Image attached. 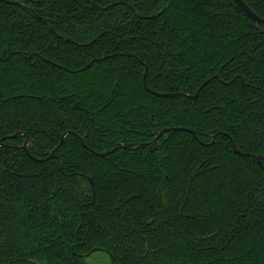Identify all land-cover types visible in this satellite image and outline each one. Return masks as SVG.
<instances>
[{"label": "trees", "instance_id": "16d2710c", "mask_svg": "<svg viewBox=\"0 0 264 264\" xmlns=\"http://www.w3.org/2000/svg\"><path fill=\"white\" fill-rule=\"evenodd\" d=\"M11 1L33 13L0 1V141L21 133L0 146V264H264V170L209 145L235 127L264 153V27L232 0Z\"/></svg>", "mask_w": 264, "mask_h": 264}, {"label": "snow or ice", "instance_id": "6c2138e0", "mask_svg": "<svg viewBox=\"0 0 264 264\" xmlns=\"http://www.w3.org/2000/svg\"><path fill=\"white\" fill-rule=\"evenodd\" d=\"M160 2H161V0H155V3L157 6L159 5ZM173 3H175V0H169V3L165 4L164 8L161 9V14H163V12L170 10ZM261 92H262V94H264V89H262ZM112 94H113V96H115L118 93L116 91H113ZM109 106H111V105L109 104ZM209 114H211V113H209ZM186 115H187V112L181 114V116H186ZM153 119H155V117H153ZM251 133L254 136L260 135V143L262 145H264V130H262L261 133H257L255 129H252ZM90 134L96 135V136L102 138V140L107 139V137H108V133H107L106 129L100 125H95V124L93 125V128H92ZM221 137H224V139H226L229 142V144H225L223 142V140H221L219 147L224 149V150H227V148L229 146H231L233 148L236 147L234 137L241 138L239 129H237L235 127H230L228 129L221 127L219 129L218 134H214L213 137L209 140V145L215 147L217 144V141L220 140ZM241 139H242V142H248L249 141V133L245 132ZM102 140H101V142H102ZM208 159H209V162H211L213 157L211 155H209ZM253 159H255V157H253ZM255 163H256V165H258V167L261 170H264V153H261L259 159H255ZM220 169H221L220 165L213 164L211 171L218 172V171H220ZM207 170H208L207 165H205L203 168H201L200 173H198L197 175H203ZM96 251H101V250L97 249ZM103 251H104V255L108 256L113 261V264H115V257L113 256V254L110 251H107L106 249ZM93 254H95V252Z\"/></svg>", "mask_w": 264, "mask_h": 264}, {"label": "water", "instance_id": "95a60500", "mask_svg": "<svg viewBox=\"0 0 264 264\" xmlns=\"http://www.w3.org/2000/svg\"><path fill=\"white\" fill-rule=\"evenodd\" d=\"M0 1H4L10 5H14V6H19V7H22V8H25L26 10L32 12V10L30 8H28L25 4L21 3V2H14V1H11V0H0ZM256 25H261L264 27V19L260 18L256 13L255 11L250 8L243 0H232ZM33 13V12H32ZM40 19V18H39ZM52 32H54V30L51 29ZM90 67V65H88L85 69H88ZM146 77H147V73L145 75V79H144V85L147 87V83H146ZM211 80L207 81L206 83H204L202 85V87L199 89V91L196 93V95L194 96H189L192 100L196 101L197 98L200 96L201 94V91L210 83ZM148 89V88H147ZM150 91V90H149ZM153 94L159 98H173L175 97L177 94H162V93H157V92H153ZM181 95V94H180ZM183 96L187 97L188 95L184 94ZM177 130V129H176ZM170 129H163L160 134L158 135L157 139H160L163 135L167 134V132H169ZM191 134H194L193 131H190ZM69 133H65L61 139V143L60 145L51 153L50 157L47 159L50 160V159H53L55 157V154L57 152V150L63 145L67 135ZM21 136V133H18L16 135H12V136H9V137H6L4 138L3 140L0 141V146L3 145V141L5 140H9V139H15L17 137ZM198 139V138H197ZM83 142V140H81ZM29 143H30V140H28L25 145L23 146V149L24 151L28 154H29V150H28V146H29ZM236 145V143H235ZM233 151L235 152V154L237 155H240V156H243V157H255V156H252V155H249V154H243L238 146L236 145L235 148H233ZM116 150V149H115ZM101 157H106V154H102L100 155ZM256 159H259V157H255Z\"/></svg>", "mask_w": 264, "mask_h": 264}, {"label": "rangeland", "instance_id": "374dc122", "mask_svg": "<svg viewBox=\"0 0 264 264\" xmlns=\"http://www.w3.org/2000/svg\"><path fill=\"white\" fill-rule=\"evenodd\" d=\"M88 264H111V261L106 255L97 254L90 259Z\"/></svg>", "mask_w": 264, "mask_h": 264}]
</instances>
